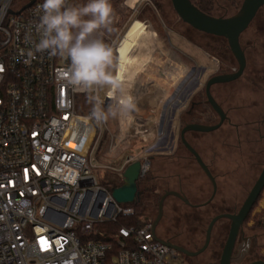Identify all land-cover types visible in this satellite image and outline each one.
<instances>
[{
  "label": "built area",
  "instance_id": "1",
  "mask_svg": "<svg viewBox=\"0 0 264 264\" xmlns=\"http://www.w3.org/2000/svg\"><path fill=\"white\" fill-rule=\"evenodd\" d=\"M26 2L0 0V264H171L177 252L155 238L150 221L140 217L138 225L114 227L135 209L116 202L95 178L92 154L102 125L89 118V101V109L78 113L77 95L88 94L69 82L70 61L36 51L43 0L22 8ZM122 44L112 40L109 45L116 54L115 74L125 83L130 72L118 70ZM182 77L180 87L194 80L188 72ZM132 84L140 105L143 87L139 80ZM108 91L102 98L105 107L114 103ZM171 94L159 126L137 124L138 105L130 115H118L107 152L138 138L141 127L147 133L155 130L149 139L150 146L155 144L152 152H168L166 130L160 138L158 133L166 127ZM147 108L152 111L150 104ZM147 151L139 159L145 173Z\"/></svg>",
  "mask_w": 264,
  "mask_h": 264
},
{
  "label": "rangeland",
  "instance_id": "2",
  "mask_svg": "<svg viewBox=\"0 0 264 264\" xmlns=\"http://www.w3.org/2000/svg\"><path fill=\"white\" fill-rule=\"evenodd\" d=\"M126 1L127 0H122L120 3L114 5L110 0L113 8V22L109 29H102L100 32L96 33L95 36L102 39L108 45L112 40H115V44L123 43V48L119 46L118 70L120 71V69H122L124 72H121L124 74L125 72H130V79L124 78V88L126 91H130L131 95L134 97L137 95V93L133 91L132 82H136L146 76H152V79L158 82V89H160L156 90L153 88L152 92L158 97V100L164 97L163 99L165 101L166 97L174 90L176 84L183 78L182 76L188 72L189 64L194 62L197 65L212 67V62L208 59L203 50H205L210 57H213L216 46L215 38L204 35L182 22L174 12L170 0H139L138 3L129 6L125 4ZM241 1L242 0H235L236 5H232L228 0H212V15L230 16L238 10ZM87 2L88 0L84 2L82 0H73L70 4L82 5ZM135 26L138 27L136 33H139V31L143 33L140 35H136V33L131 35L130 32ZM253 28H255V25H253L252 29ZM147 32L153 34L154 42H142V36ZM125 38H127V41L125 40L122 42ZM253 38L258 48L257 51H253L252 55H254V57L252 59L264 64V50L261 51L262 48L260 47L264 44V35L259 32L257 35L253 36ZM113 56L115 64L116 54L114 52ZM166 61L168 63L167 65ZM251 64L254 65L255 61L251 62ZM166 67L168 68L166 69ZM113 71L115 72V68ZM166 82L170 83L169 88ZM165 89H168L167 95H164ZM107 90L108 88L99 90L101 99L104 98ZM141 92H144V88H142ZM86 96L85 94L77 95V100L79 102L77 104L78 113H85L89 109V106H85L84 99ZM149 96L148 98H144L145 96L143 97L142 95L143 99H141V103L145 105V110L149 105L148 102L150 104L152 102ZM249 98L248 101L250 100ZM251 98L256 101V104L248 108V120H255L263 117L264 98L262 93L254 91ZM138 103L139 102H137L138 109L136 116L142 118V114L145 111L143 110L144 106L139 107ZM163 105L164 102L157 107V115L162 111L164 112L165 109H163ZM236 114H238L236 117H245L247 115V110H242ZM240 130L241 133H243L242 129ZM138 132H140L138 138L135 140L132 139L129 143L142 146L145 152L148 150L147 153L149 154L147 158L149 159V165L145 176L147 178L149 177V183L152 185L154 191L161 197L165 191H177L180 187L187 195L190 202H205L211 194V185L206 180L205 174L199 165L186 159H172L170 156H166L164 151H162L163 153L152 152L153 149H155V144L150 146L151 141H149V139L153 136L155 130L153 133H147L141 127ZM164 132L165 127H162V130L158 133L159 138L163 136L162 133ZM110 133H116L115 118H109L106 123L102 124L100 138L93 150L92 157L95 166L93 168V173L98 182L101 181V171L108 168H117L124 155L123 151L115 153L107 152ZM211 135H214V133ZM248 136L252 140L251 143H248L249 189L259 172V167L250 168V162L264 161V153H257L263 150L264 141H255L257 135L251 131L248 132ZM208 143L201 148L202 154L206 159L216 150L220 151V156H224L228 152L224 147H219L218 143L213 141ZM177 153L186 154L182 150H179ZM216 163L221 167L222 164L224 165L222 159ZM139 187L141 188L142 185H138V188ZM237 193L240 192H238V190L221 189L217 192L216 197L219 199L229 194L234 195ZM216 212L215 207L194 209L183 203L176 196L168 195L163 201L162 214L155 227V234L160 239L177 242L178 245L188 251H196L203 245L207 225L211 218L217 214ZM157 213L158 203L154 206L144 208L141 217L153 223ZM196 213L199 216L197 219L193 217ZM228 224L229 222L227 220H219L214 224L209 245L202 253L196 256H186L177 252V256L171 258L170 263L210 264L211 261H214L212 255L213 251L217 248V242L219 240L218 235L221 230L220 226H226V231L224 230L222 236L224 239ZM242 230L244 235L248 237V243L246 245L248 253L245 255L241 264H247L254 260H264V188L256 203L253 205L248 219L242 224Z\"/></svg>",
  "mask_w": 264,
  "mask_h": 264
},
{
  "label": "flooded vegetation",
  "instance_id": "3",
  "mask_svg": "<svg viewBox=\"0 0 264 264\" xmlns=\"http://www.w3.org/2000/svg\"><path fill=\"white\" fill-rule=\"evenodd\" d=\"M253 25H255V28L252 29ZM198 32L215 38L216 46L213 57H210V55L203 50L205 55L212 62V67L197 65L194 62L191 63L188 76L194 77L192 83L184 87L175 86L174 92L171 94L170 98L171 103L165 127L167 139L169 141V150L165 155L170 156L172 159H186L197 163L193 154L185 145L188 144L199 155L215 183V192L212 196V181L203 171L206 180L211 185V194L208 199L202 203H192L180 187L176 192H178L182 198L177 197L178 199L194 209L215 207V211H217L215 215L226 213L233 214L238 211L264 165V161L250 162V168L259 167V172L248 189V143L252 141L248 136V132L251 131L256 133L257 138L255 141H264V116L255 120H248V108L256 104V101L251 98L253 92H261L264 98V64L252 59L254 57V55H252L253 51H257L258 48L254 42L253 36L257 35L259 32L264 35V5L257 10L250 23L238 37L239 46L244 56V67L242 71L233 79L213 82L208 86V90L206 84L210 79L221 78L237 73L239 63L231 52L227 40L224 37L207 34L201 31ZM260 47L262 48L261 51L264 50V44ZM253 61H255L254 65L251 64ZM248 98L250 99L249 101ZM210 99L218 106L219 112L213 108ZM242 110H247V115L245 117H236L238 115L236 113ZM196 124L203 126L216 125L217 127L207 132L196 131L189 128L191 125ZM240 129H242L243 133H241ZM212 133H214V135H211ZM210 141L218 143L219 147H224L228 152L224 156H220V151L216 150L206 159L202 154L201 148ZM179 150H182L186 154H178L177 152ZM257 153H264V148ZM221 159L224 162L222 167L216 163L217 161H221ZM201 170L203 169L201 168ZM221 189L238 190L240 193L234 195L229 194L228 196L218 199L216 195ZM183 199H186L188 203ZM248 214L245 220L248 219ZM193 217L195 219L199 218L197 213L194 214ZM219 220H227L229 222L226 218H221ZM220 227L221 230L218 235L219 240L217 242V248L213 251L212 255L214 261H211L210 264H219L222 247L228 233L227 229L225 238L223 239L222 236L226 226L221 225ZM170 241L178 245L177 242ZM247 243L248 237L244 235L241 226L230 254V264H241L245 255L248 253L246 250Z\"/></svg>",
  "mask_w": 264,
  "mask_h": 264
},
{
  "label": "clouds",
  "instance_id": "4",
  "mask_svg": "<svg viewBox=\"0 0 264 264\" xmlns=\"http://www.w3.org/2000/svg\"><path fill=\"white\" fill-rule=\"evenodd\" d=\"M36 31V51L70 61L66 73L69 82L88 94L92 104L90 119L97 125L118 115H130L137 102L124 88L121 75L114 74L113 48L95 36L109 29L113 22L110 0H88L86 4H70L69 0H43ZM31 55V53H30ZM108 88L114 103L104 105L99 90Z\"/></svg>",
  "mask_w": 264,
  "mask_h": 264
},
{
  "label": "water",
  "instance_id": "5",
  "mask_svg": "<svg viewBox=\"0 0 264 264\" xmlns=\"http://www.w3.org/2000/svg\"><path fill=\"white\" fill-rule=\"evenodd\" d=\"M36 0H28L22 8L28 7ZM171 6L180 20L193 29L197 31H201L207 34L221 36L227 40L228 46L237 59L239 63L238 72L224 76L221 78H212L207 82V90L208 86L213 82L219 80H230L235 78L244 67V56L240 49L238 37L239 34L247 27L250 23L257 10L264 5V0H242L238 10L226 17L221 16H213L201 11L198 7H196L191 0H170ZM210 102L213 108L219 112L218 106L210 99ZM217 126H203V125H191L189 128L196 131H211L215 129ZM183 132V131H182ZM189 151L193 154L196 162L200 165L206 175L209 176L210 180L213 184L212 196L215 192V183L212 177L210 176L205 164L202 162L199 155L188 145L185 144ZM142 163L139 159L132 161L129 163L124 170L122 171V184L118 187L111 188V195L113 199L121 204H131L136 200L137 196V181L144 175L145 171L142 169ZM264 187V165L258 174L256 180L252 184L251 188L248 191L247 196L245 197L243 203L239 207L238 211L233 214H218L211 218L209 221L206 231H205V240L203 245L197 249L196 251H188L185 248L175 245L170 241L160 239L155 234V227L157 225L158 220L162 214V205L163 201L168 195H174L176 197L182 198V196L176 191H165L164 194L159 198L158 201V213L155 220L152 223V231L155 234V238L166 244L170 248L174 249L178 253H182L186 256H196L202 253L210 239V234L214 223L221 219L226 218L229 220V228L228 233L222 247L221 256L219 260V264H230V254L237 236V233L242 226L247 214L250 212L252 206L254 205L256 199L258 198L260 192ZM186 203L187 200L183 199ZM248 264H264V260H254Z\"/></svg>",
  "mask_w": 264,
  "mask_h": 264
},
{
  "label": "trees",
  "instance_id": "6",
  "mask_svg": "<svg viewBox=\"0 0 264 264\" xmlns=\"http://www.w3.org/2000/svg\"><path fill=\"white\" fill-rule=\"evenodd\" d=\"M26 1L27 0H15V2H18L20 4L24 3ZM72 1L73 0H71L70 2H72ZM82 1L84 2L86 0H82ZM121 1L122 0H111V3L115 5L117 3H120ZM228 1L230 4L236 5L235 0H228ZM191 2L196 7H198L201 11L212 15V6H213L212 0H191ZM88 101H89L88 98H86L85 102L87 103ZM101 184H103L108 190H111V188H113V187L120 186L122 184V178L120 177V172H118L116 169H113V168L106 169L104 171L103 177L101 179ZM138 185L139 186L142 185V187L138 188ZM159 198H160V196L156 193V191H154L152 185H150V183H149V177L147 178L144 175L142 178H140L137 181L136 200L133 203L128 204V205L134 207L135 214L131 217H128V218H119L116 221V223L114 224V227H119L120 225H128V224L138 225L139 223H141L139 218L141 217L142 210L144 208H148L150 206L156 205L158 203ZM248 216H249V214H248Z\"/></svg>",
  "mask_w": 264,
  "mask_h": 264
},
{
  "label": "crops",
  "instance_id": "7",
  "mask_svg": "<svg viewBox=\"0 0 264 264\" xmlns=\"http://www.w3.org/2000/svg\"><path fill=\"white\" fill-rule=\"evenodd\" d=\"M136 0H132V2L130 3V4H128V5H133L134 4V2H135ZM127 4V3H126ZM138 27L137 26H135V28H133L132 30H131V32H130V34L131 35H133L134 33H136L137 31H138V29H137ZM143 32L142 31H139V33H136V35H140V34H142ZM153 34L152 33H150V32H147V33H144V35L142 36V42L143 43H148V42H154V38H153V36H152ZM126 41H127V38L125 39ZM149 40H151V41H149ZM124 46H122V48H123ZM123 50V49H122ZM179 58H180V56H179ZM168 63H167V61H166V65H167ZM165 65V66H166ZM185 65H188V64H185ZM188 66H190V64L188 65ZM168 67H166V69H167ZM114 74H115V72H114ZM142 80H144V81H146V83L147 84H144V82L142 81ZM140 81V86H142L143 88H144V92L142 93L141 92V90H140V94H141V98L140 99H143V97L144 98H148V96H149V98L151 99V104L150 105H153L152 106V111H149V109L147 108L146 110H145V105L144 104H142L141 102H140V105H139V107H141V106H144V108H143V110H145L144 112H143V117L141 118V117H137L136 119L138 120V121H136V123L137 124H139V125H142V124H144V125H147V123H149L150 125H154V126H159V124L161 123V113L159 114V115H157V107L158 106H160L161 105V103L162 102H164V97H160L161 99L160 100H158V97L157 96H155V94L152 92L153 91V88L154 89H156V90H160V89H158L159 87H158V82H156V81H154V79H152V76H146V77H144L143 79H140L139 80ZM166 84H167V87L169 88V86H170V83L169 82H166ZM156 86V87H155ZM151 91V92H150ZM167 93H168V89H165L164 90V95L166 94L167 95ZM142 95H143V97H142ZM153 98H155V99H153ZM149 108H151V107H149ZM149 111V113H147L146 111ZM155 116H154V115ZM139 115H141V114H139ZM151 118H152V120H151ZM153 133V132H152ZM129 139V138H128ZM132 140V139H131ZM130 139L126 142V141H124V142H122L121 144H120V146H119V149L117 150V152L118 151H123V153H124V155H123V157H122V161H121V163H120V165L117 167V168H114V169H116L118 172H122L123 170H124V168L127 166V163H125V161L127 160V159H130V158H134V157H136V159H141L142 158V152H143V148H142V146H140V145H138V144H130L129 142L131 141ZM135 140V139H134ZM133 145V146H132ZM138 145V146H137Z\"/></svg>",
  "mask_w": 264,
  "mask_h": 264
},
{
  "label": "snow or ice",
  "instance_id": "8",
  "mask_svg": "<svg viewBox=\"0 0 264 264\" xmlns=\"http://www.w3.org/2000/svg\"><path fill=\"white\" fill-rule=\"evenodd\" d=\"M0 70H2V68H0ZM40 243H41L42 250H45L46 241L44 239H41Z\"/></svg>",
  "mask_w": 264,
  "mask_h": 264
},
{
  "label": "bare ground",
  "instance_id": "9",
  "mask_svg": "<svg viewBox=\"0 0 264 264\" xmlns=\"http://www.w3.org/2000/svg\"><path fill=\"white\" fill-rule=\"evenodd\" d=\"M131 2H132V0H127V1H126V3H127V4H130ZM127 70H128V69H127ZM129 74H130V73H129ZM129 74L127 75V77H126V78H128V77H129Z\"/></svg>",
  "mask_w": 264,
  "mask_h": 264
}]
</instances>
